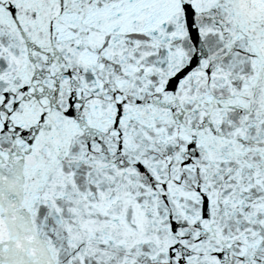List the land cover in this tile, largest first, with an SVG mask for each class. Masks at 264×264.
Returning <instances> with one entry per match:
<instances>
[{"label":"snow or ice","instance_id":"snow-or-ice-1","mask_svg":"<svg viewBox=\"0 0 264 264\" xmlns=\"http://www.w3.org/2000/svg\"><path fill=\"white\" fill-rule=\"evenodd\" d=\"M0 264H264V0H0Z\"/></svg>","mask_w":264,"mask_h":264}]
</instances>
